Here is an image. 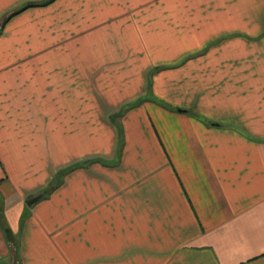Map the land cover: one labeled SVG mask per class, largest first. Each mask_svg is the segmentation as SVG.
<instances>
[{
	"label": "crops",
	"instance_id": "0c3cea01",
	"mask_svg": "<svg viewBox=\"0 0 264 264\" xmlns=\"http://www.w3.org/2000/svg\"><path fill=\"white\" fill-rule=\"evenodd\" d=\"M0 200V264H264V0H0Z\"/></svg>",
	"mask_w": 264,
	"mask_h": 264
},
{
	"label": "trees",
	"instance_id": "16d2710c",
	"mask_svg": "<svg viewBox=\"0 0 264 264\" xmlns=\"http://www.w3.org/2000/svg\"><path fill=\"white\" fill-rule=\"evenodd\" d=\"M31 6H32V5H31ZM27 7H30V6H25V7H23V8H20V9L14 11L11 15L17 14V13L23 11L24 9H26ZM11 15H10V16H11ZM10 16H9V17H10ZM50 189H51V188H50ZM50 189H48V191H49ZM0 223H1L2 225H5L4 220H3V214H2V204H1V200H0ZM8 236H9V234H8Z\"/></svg>",
	"mask_w": 264,
	"mask_h": 264
},
{
	"label": "water",
	"instance_id": "95a60500",
	"mask_svg": "<svg viewBox=\"0 0 264 264\" xmlns=\"http://www.w3.org/2000/svg\"><path fill=\"white\" fill-rule=\"evenodd\" d=\"M4 19H6V18H4ZM42 196H43V194L41 193V194H39V195H37V196H35V197L29 199V200L27 201V204H28V205H32V204L35 203L38 199H40Z\"/></svg>",
	"mask_w": 264,
	"mask_h": 264
}]
</instances>
